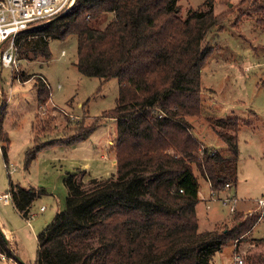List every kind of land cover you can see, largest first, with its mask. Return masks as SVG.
I'll return each mask as SVG.
<instances>
[{
  "label": "trees",
  "instance_id": "trees-1",
  "mask_svg": "<svg viewBox=\"0 0 264 264\" xmlns=\"http://www.w3.org/2000/svg\"><path fill=\"white\" fill-rule=\"evenodd\" d=\"M169 2L77 0L65 15L19 34L20 60L48 58L50 41L75 35L79 72L119 81L116 106L102 117L88 121L85 116L72 126L69 118L56 123L42 116L39 126H33L26 168L43 149L85 141L103 120L117 121V178L102 183L93 179L96 185L85 189L77 174H67L65 208L37 234L36 264H213L216 253L240 242L259 220V215L240 220L236 214L233 227L200 230L195 170L213 193L235 187L243 123L237 117L214 119L226 154L204 147L193 134L189 118L202 114V69L213 53L208 35L226 13L194 10L188 20L195 31L182 41L166 30L173 19L164 26L171 16ZM261 4L255 11L264 10ZM258 22L264 28V19ZM22 78L25 82L26 76ZM35 87L43 108L51 89L41 78ZM2 137L8 144L0 127ZM2 152L8 165L6 145ZM8 193L29 220L34 202L46 192L11 182ZM258 245L264 246V239ZM0 252L11 254L1 228ZM243 264H264V255H249Z\"/></svg>",
  "mask_w": 264,
  "mask_h": 264
},
{
  "label": "rangeland",
  "instance_id": "rangeland-1",
  "mask_svg": "<svg viewBox=\"0 0 264 264\" xmlns=\"http://www.w3.org/2000/svg\"><path fill=\"white\" fill-rule=\"evenodd\" d=\"M242 1L170 0L171 16L164 25L173 19L166 30L170 36L184 41L195 31L188 20L194 10L213 11L216 15L226 13L220 27L212 29L207 39L213 53L202 69V114L190 117L189 121L193 134L204 147L226 154L227 145L219 137L221 128L213 125L214 119L240 118L243 125L238 133L237 183L235 187L226 186L224 191L213 193L208 181L195 170L201 197L198 218L200 230L215 226L230 228L236 214L240 220L259 215V220L240 242L228 244L216 253L213 264H231L235 254L243 260L249 255H264V246L258 245L264 239V209L258 205V200L264 197V28L258 22L264 19V10L255 11L264 0H247L244 4ZM49 48L48 58H18V67L12 70L0 65V127L8 138V144L0 138V194L8 193L11 182L46 192L34 202L29 220L23 218L12 203L4 204L0 199V228L11 250L9 255L0 252V264H36L37 234L54 218L58 208H65L68 189L63 182L68 173L77 174V180L85 189L96 185L93 179L102 183L117 178V121L113 119L103 120L85 141L43 149L31 165L25 167L26 151L34 136L33 126L40 124L39 117L55 118L56 123L69 118L74 126L75 121L85 116L88 121L102 117L115 108L118 98L117 78L104 81L79 72L75 35L52 40ZM25 76L24 82L22 77ZM40 78L51 89V92L48 89L49 101L43 108L38 104L35 87ZM53 124H49L50 127ZM56 130L48 138L53 137ZM3 145L7 146L8 165ZM103 154H106L104 158ZM89 160H95L93 171L77 168ZM97 160L105 163L106 169L101 168ZM98 169L106 170L105 177L97 174ZM41 207L46 210L40 211ZM2 226L7 229L8 237Z\"/></svg>",
  "mask_w": 264,
  "mask_h": 264
},
{
  "label": "built area",
  "instance_id": "built-area-1",
  "mask_svg": "<svg viewBox=\"0 0 264 264\" xmlns=\"http://www.w3.org/2000/svg\"><path fill=\"white\" fill-rule=\"evenodd\" d=\"M76 2L77 0H0V65L2 68L12 70L18 67L16 43L22 31L45 25L65 15L73 9ZM19 72V69L16 70L17 74ZM18 80L21 82V78ZM0 199L4 204L12 203L9 193L0 194ZM258 205L264 209V197L258 200ZM44 210L45 208L41 209V211ZM4 257L3 260L6 259ZM231 264H243L242 256L235 254Z\"/></svg>",
  "mask_w": 264,
  "mask_h": 264
},
{
  "label": "crops",
  "instance_id": "crops-1",
  "mask_svg": "<svg viewBox=\"0 0 264 264\" xmlns=\"http://www.w3.org/2000/svg\"><path fill=\"white\" fill-rule=\"evenodd\" d=\"M91 137V136H90ZM106 156V154H103V155H101V157L102 158H104ZM95 161V160H94ZM94 161H85L84 163H82L83 164V166L82 165H80V166H77V168L78 167H82V168H85V169H88V170H90V171H93V165L95 164V162ZM97 162L99 163V166L101 167V168H104V169H106V165H105V163H100V161H98L97 160ZM112 163H113V161H112ZM96 168V167H95ZM98 172H97V174L99 175V176H103V177H105L104 175H106V170L104 171V172H100L99 171V169L97 170ZM87 172V171H86ZM97 174H95V175H97ZM64 183V182H63ZM67 194H68V192H67ZM200 199H201V197H200ZM201 203V202H200ZM199 203V204H200ZM199 206V205H198ZM197 206V207H198ZM42 208H45V210H46V207H41L40 208V211H41V209ZM60 209L58 208V210L57 211H59ZM197 212H198V209H197ZM20 214V213H19ZM21 215V214H20ZM47 224V223H46ZM45 224V225H46ZM2 229H3V231H4V233L6 234V236L8 237V232H7V229L5 228V226H2ZM253 232V231H252ZM8 234V235H7ZM6 238V237H5ZM8 241V240H7Z\"/></svg>",
  "mask_w": 264,
  "mask_h": 264
}]
</instances>
